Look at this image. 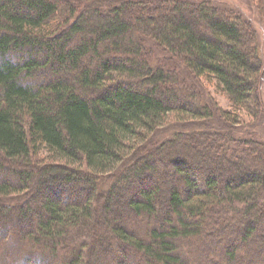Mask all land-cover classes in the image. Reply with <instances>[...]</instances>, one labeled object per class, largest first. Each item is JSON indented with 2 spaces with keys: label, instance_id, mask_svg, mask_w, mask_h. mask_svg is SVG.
Segmentation results:
<instances>
[{
  "label": "trees",
  "instance_id": "obj_1",
  "mask_svg": "<svg viewBox=\"0 0 264 264\" xmlns=\"http://www.w3.org/2000/svg\"><path fill=\"white\" fill-rule=\"evenodd\" d=\"M152 2L0 0V172L14 167L0 177V227L39 215L35 231L0 237V264L21 254L17 264H264V142L236 137L238 115L203 106L201 83L214 78L262 123L259 35L211 1ZM258 12L264 22V0ZM149 43L181 72L156 66ZM215 113L226 130L209 129ZM166 127L174 133L157 143ZM250 146L259 155H245ZM83 184L80 203L71 186ZM103 239L117 262L96 257Z\"/></svg>",
  "mask_w": 264,
  "mask_h": 264
},
{
  "label": "rangeland",
  "instance_id": "obj_2",
  "mask_svg": "<svg viewBox=\"0 0 264 264\" xmlns=\"http://www.w3.org/2000/svg\"><path fill=\"white\" fill-rule=\"evenodd\" d=\"M158 1H160V6H158L156 9H160L163 8L164 6H168V0H153V2L151 3V5H159V3H157ZM184 1H191V2H195V3H199V2H203V1H211L216 7H219L222 10H233L234 11V17L236 18L237 22L241 25V28L243 27V29H247L248 25L252 26L256 32L259 35L258 38V47H259V53L260 56L263 60V65H264V22L262 21L260 14L258 12V6H259V2L260 0H184ZM132 9H136L135 7ZM249 23V24H248ZM249 46V45H248ZM247 46V50L250 51V49H248ZM148 49H152L151 51L153 52V56H149V59L152 60V62L156 65V66H161L163 68H165L166 70H173L176 72H181V70L183 69V62L182 60L178 61L176 59H171L170 56L168 54H166L165 52H163L162 50H159L158 47H156L153 43H149L148 45ZM182 75V74H180ZM184 77L182 76L179 87L181 89H186L189 90L188 85L190 86V88L192 89V85L194 84L193 79L191 77L188 76V81L186 82V80ZM202 86L206 89V93L208 94L207 97L204 99V101H202V105L206 106L208 108L212 107V100L216 103L217 108L220 111H228V112H233L236 115H238L239 119L241 120V125L240 126H236L235 128H232L233 133L236 135V137H238L239 139H247L250 138V140L254 139L255 141H262L264 142V121L261 122H256V125H251L250 123H252V119L250 117V115L248 113H246V111H238L236 109L233 108L231 102L228 99V96L226 95V93L222 90V88L218 85L217 80H215L214 78H210V79H204L201 80ZM262 94L264 96V87L262 89ZM264 98V97H263ZM183 100H186L185 98ZM200 120H190L186 123H184V125H186L187 128H193L195 127L194 125L197 126V122ZM173 124L175 126H179V124L177 125L176 123H179L177 121L176 118L172 117L171 119L168 120V122L166 124ZM208 126L209 129H213V131H224L226 129H224L223 127V123L222 121L219 119L218 114L215 113L214 116H212V119L208 122ZM183 125V124H182ZM169 127V126H168ZM168 127L160 130L161 132L157 134V137L155 138V141L157 143H162L165 142L167 140H170L172 134L174 133V130L169 131V129H167ZM177 131V130H176ZM255 133V134H254ZM251 134H254V136L252 137ZM253 143V142H252ZM261 146L257 147L256 146H250V148L246 149V154L245 155H249V157L252 156H257V154L259 155V152L257 151L258 149H260ZM40 155L38 156V158L43 161V162H49L47 161V157H49V152L48 149L43 147L40 150ZM237 150H235L236 152ZM225 152L222 151V153ZM245 153V152H244ZM246 161H251L252 159H246ZM14 170V167H10L7 170L0 172V177H5L7 180L10 179V174L11 172ZM257 174L258 176H264V174L257 170ZM170 178V177H169ZM169 178L167 177V183L168 185L170 184L171 181H169ZM159 181V180H158ZM162 180H160L158 183H161ZM67 185V184H66ZM122 185H120L119 187H121ZM168 187V186H167ZM167 187L164 188V191L167 190ZM86 189H88L87 187H85V185H81L78 187L75 186H71V196L74 199L75 195L78 196V198L80 199V203L81 199H82V193L83 191ZM37 187H34L30 192L29 195L27 196V200L28 202L32 201V199H35L37 197H39V192L37 191ZM123 193V192H122ZM120 193V194H122ZM164 192H162L163 196ZM45 195V194H43ZM126 197V198H125ZM26 198V197H24ZM65 198V197H64ZM128 198V193H126V195H122L121 200H119V202L122 204H125V201ZM23 198H21V200L18 199H14L13 200V207H18L22 204V200ZM68 202H72V200L69 198H67ZM102 201V200H101ZM128 201V200H127ZM32 204V202H30ZM103 203L101 202L102 207L99 208L100 213L98 212V216L100 217L102 220H105V215H104V207H103ZM113 203H111L112 205ZM26 205V204H25ZM116 206V205H114ZM29 210V209H27ZM29 213V211H28ZM39 215H35L34 218L32 219H26L24 221L20 220L18 223L14 222V224L12 225H6V226H2L0 227V237H4V236H8L12 231L13 232H18V231H35L36 230V221L38 220ZM159 218H162V213H159ZM28 220V221H27ZM130 223V228L131 231L135 232L136 229L139 228H143L141 227L142 223L144 221H139V222H132L131 220H122L119 223H116L117 226H126ZM140 223V224H138ZM116 224H112V226L110 225H104L103 228H101V234L99 236H101L102 234L107 236V237H111L112 236V230L115 229ZM139 230V229H137ZM96 233L95 232V237H96ZM98 234V233H97ZM98 238V237H97ZM98 240V239H97ZM7 243L9 244L7 247L10 250V246L12 244V242L7 241ZM90 245L92 246L93 244L91 242H89ZM104 245V246H103ZM90 246V247H91ZM105 249H108V251H106L105 253L103 251L97 252L96 253V257L99 259H102L104 256V258L106 260H108L110 263H115L117 262V255L115 256V254H113L114 252L112 251V249H109V243H107L106 239H103L102 245ZM6 251V254L10 251ZM91 250V249H90ZM102 250V249H101ZM91 252V251H90ZM70 254L72 252H69ZM216 253V252H215ZM73 254V253H72ZM250 254V253H249ZM72 256V255H71ZM250 256V255H249ZM249 256H247L249 258ZM24 257L22 254L19 257H16L13 261L11 259V261L9 262V264H17L18 262H22L21 258ZM17 258H18V262H17ZM221 258V256H220ZM130 260V259H129ZM132 261H129V263ZM242 262H245L242 261ZM128 263V264H129ZM241 263V262H240ZM20 264V263H19ZM131 264V263H130Z\"/></svg>",
  "mask_w": 264,
  "mask_h": 264
}]
</instances>
